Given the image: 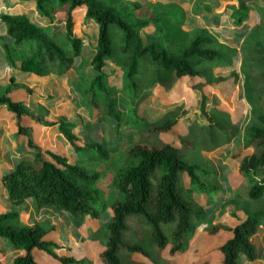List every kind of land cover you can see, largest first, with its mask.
<instances>
[{
  "label": "trees",
  "instance_id": "trees-1",
  "mask_svg": "<svg viewBox=\"0 0 264 264\" xmlns=\"http://www.w3.org/2000/svg\"><path fill=\"white\" fill-rule=\"evenodd\" d=\"M22 1L36 2L41 24L24 15L0 16L13 42L2 43L8 65L37 77L75 74V91L82 97L84 106L92 108V112L88 111L92 120L98 124L114 122L119 129L136 128L139 140L123 156L116 171L113 184L120 190L121 198L110 206L100 207L101 174L95 162L111 159L104 144L90 141L79 145L81 141L72 134L75 125L66 117L53 121L44 108L32 112L27 99L38 93L18 83L16 77H10L6 86H0V107L7 108L15 135L26 140L37 153L33 159H21L2 177L14 210L0 215V242H7L0 249V263L41 264L35 256V252H41L60 264H92L56 242L52 237L55 229L50 226L24 225L22 206L28 200L39 208L62 211L80 223L88 218L98 220L110 211V222L96 234L103 250L99 255L102 264H159L155 256L166 251L172 264L171 258L185 254L190 236L199 231L210 237L227 234L216 250L222 256L221 264H242V258L255 261L253 237L259 229L258 217L264 211L251 214L249 208L264 200V14L243 42L241 73L251 106L244 133L246 148L252 152L233 156L240 160L239 176L243 180L252 177L255 189L233 200V206L242 208L245 217L238 219L232 228L203 229L207 208L218 200L223 190L218 183V172L201 157V151L210 150V146L225 137L233 140L238 133L236 123H226L216 112L214 115L206 112L207 91L228 80L237 83L236 74L228 80L214 76V69L230 67L237 50L205 28L187 29V9L176 2ZM230 1L224 10L232 12V24L237 28H242L250 13L259 9V0ZM192 12L199 15L214 10L197 1ZM76 13H83L85 23L93 22L98 29L88 64L89 77L84 74L87 62L82 60L86 54L84 39L75 35ZM59 16L64 24L57 20ZM119 78H122V94L119 85L113 83L116 80L120 84ZM195 80L199 83L193 87L201 91V112L208 125L193 124L184 137H178L179 144L169 142L165 136L171 135L180 123L177 113H167L151 122L141 113V108L157 89L166 98L180 89L183 81ZM19 93L27 99H17ZM119 104L125 105L127 111L120 110ZM144 113L152 114L147 110ZM31 125L58 128L81 159L69 163L65 156L41 148L34 140ZM0 163H3L1 157ZM135 222L137 228L130 229L128 224ZM175 222L169 237L162 226ZM7 247L13 251L11 259L7 257ZM62 249L67 254L58 256L56 251ZM138 256L147 261L136 262ZM5 259L10 262L5 263Z\"/></svg>",
  "mask_w": 264,
  "mask_h": 264
},
{
  "label": "rangeland",
  "instance_id": "rangeland-1",
  "mask_svg": "<svg viewBox=\"0 0 264 264\" xmlns=\"http://www.w3.org/2000/svg\"><path fill=\"white\" fill-rule=\"evenodd\" d=\"M20 0L19 4L24 5ZM199 0H195L197 2ZM182 4H188V8L191 4L194 3V0H181ZM230 0H203L202 3L208 4L213 10L214 13H210V17H212V20L209 22L203 21L204 26L209 28L211 30V33L215 34L220 41L224 42L225 44H228L230 47L237 50L236 56L233 59L232 64L230 65V71L226 72L227 76H218L216 78H224L225 80H228L232 77L233 74H236L238 77L237 83H233V80H228L227 82H223L217 85H214L212 88H210L207 91V94H209V100L206 103V112L210 115H214L216 112L217 117L220 119H223V121H232L231 123H236L238 126V133L236 135V143L232 146L231 142L232 139L225 137L222 142L217 141V145L210 146V150L207 152L214 153L216 150H218V155L223 156V159L220 161H217V165L213 164L216 163L213 160L209 161L210 166H214L215 170L218 172V183L220 187L223 190V194L218 198L217 201L213 202L206 211V220L203 226V229L205 228H211V227H221L225 230H228L232 228L240 218L233 214H230L229 212H232L233 207V200L234 195L236 194H248L251 191H253L255 188H253V185L251 184L252 177H247L246 179H242L238 174V166H239V159H233V156L244 152L245 155L251 154L252 150L246 148L247 147V140L244 133V128L250 118L251 114V106L247 102L246 96H244V100L246 101L247 106L249 109L245 112V105L242 100H239L238 93H236V100L233 101L234 93L237 92V87L239 83V75L240 72L241 77L244 78L245 83V77L241 73V68L244 60V53H243V42L245 39H247L252 31L253 28H256L259 24L260 17L264 14V0H259V9L258 11L251 12L250 20H248L242 28H237L235 25L232 24V18H231V11L230 10H224V6L228 3H230ZM148 3V2H146ZM13 6V3L11 4ZM190 14V13H189ZM191 16V19H187L186 22V28H194L197 24V18L195 16ZM31 18L37 20V17L34 15H30ZM76 19V33L79 34L80 31V24H81V30L84 28L85 20L83 18V13H76L75 16ZM84 20V21H83ZM39 21V19H38ZM83 21V23H82ZM83 24V25H82ZM87 27V26H86ZM85 27V29H87ZM215 29L219 30V32L214 31ZM216 32V33H215ZM9 35V34H8ZM91 36H86L85 43L88 44V46L85 44V50L86 54H83L82 60L83 62H87V66L85 67L84 74L85 76H88L91 73V69L89 67V62L91 60V52L92 47L96 41L95 36L96 34L94 32L90 33ZM223 35V36H222ZM10 37V36H9ZM232 38V39H229ZM0 43L2 45L3 42ZM8 44H13V42H8ZM87 47V48H86ZM1 55L4 56V52L0 53V65H2V61L5 59L1 58ZM81 61V60H80ZM82 63V62H81ZM4 65V64H3ZM230 73V75H228ZM90 76V75H89ZM88 76V77H89ZM121 81L120 84L118 81L113 80L114 84L119 85V93L122 92V78H119ZM23 81L30 82L28 78H23ZM19 83V82H18ZM199 81H183L181 84V88L178 90H174L170 92L166 97V102L168 104L167 107V113H177V117L180 120V123L175 128V130L172 132V134L166 135V140L169 142H173L176 144H179L181 137H184L187 133L188 127L192 126L193 124L199 125L200 122L205 125L206 122L208 124L207 119L203 116L201 112V101H202V94L200 90H195L193 86L198 84ZM21 84V83H20ZM25 84V83H22ZM44 87V92H51L52 97H55L56 99L51 100L50 102H47L46 107L48 109H51V107H55V104L59 101L61 104L66 103H74L75 108H79L77 113L72 117L70 120L66 117V119L70 123L74 122H81L79 125L81 128L84 127L82 130L83 132H86L91 129L92 123H96L92 120L91 115L88 113L92 112L91 107H86L85 102H83L82 97L75 91V81L72 84L73 92H76L74 96H76L74 99H72V89L71 85H67L69 89H71V96H68L69 94H65V91L63 89H58L61 91L58 92L55 88L57 86V82L53 80L47 81V87L46 83ZM63 84V82H61ZM1 85V84H0ZM40 85V84H38ZM43 85V84H42ZM115 86V85H114ZM29 86V88L36 90L38 93L37 96H43L45 97L46 94H42V87L39 86ZM50 87V90L48 89ZM47 88V89H46ZM244 88V85H243ZM121 89V90H120ZM180 90V91H179ZM212 93L217 94L220 97V104L217 105L216 102H212ZM122 94V93H121ZM244 95H245V89H244ZM124 95H121V97ZM68 97V98H67ZM17 99L25 100L27 99L23 93H19L16 95ZM67 98V99H66ZM238 99V100H237ZM31 105L33 108H36L39 103L36 102L35 99H31ZM60 106V105H59ZM217 106V107H215ZM30 110L33 112L34 109L29 107ZM42 107L38 109L40 111ZM44 108V107H43ZM47 108V111H49ZM65 112L68 111L71 112V106L70 104L64 106ZM118 108L123 111H127V108L123 104H119ZM250 110V111H249ZM37 111V112H38ZM179 112V113H178ZM59 119L61 118V114H63L62 108L57 111ZM160 114H163L164 112H158ZM56 114V113H55ZM151 113L147 114L150 115ZM65 117V116H62ZM57 119V121H59ZM56 121V120H53ZM193 122V123H192ZM199 122V123H198ZM198 123V124H196ZM74 129L72 130V134L76 136L77 139H79L81 143H89V141H94L95 143L102 142L98 141L97 134L93 133L92 135L89 134H83L80 130V126L78 124H75ZM201 125V124H200ZM101 127H95L96 131L99 130L100 133L107 134L106 137L103 138L104 146L108 150L111 159L109 160H96L95 166L97 167V171L101 174V181L99 183V189H100V202L99 205L101 206H110V204L116 200H119L121 198V192L120 190L113 184L115 180L117 179V168L122 162L123 156L128 152V150L139 140V133L136 128H132L129 126H124L123 128L119 129L117 128V125L113 122L110 124H100ZM196 128V127H195ZM109 131L111 133L109 134ZM196 131V130H194ZM194 134V132H193ZM179 137V138H178ZM210 136H208L209 138ZM90 139V140H89ZM185 139V138H184ZM215 139V138H214ZM7 140L9 141V146L4 147L1 146L2 149V155L3 159L7 162L15 163L17 157H20L18 161H20L23 158H29L33 159L36 157V149L29 147L27 145V141L21 138H18L15 134L11 135V139L8 136ZM46 141H50V145L52 146V152L61 154L67 158L69 163H77L81 156L76 152L75 148L71 145L69 141L61 134L58 128H54L52 131H50V135L45 138ZM89 140V141H88ZM188 140V138H186ZM232 140V141H231ZM16 145V152H12V142ZM88 141V142H87ZM220 142V143H219ZM6 144L8 142H5ZM230 145V146H229ZM229 146V147H227ZM46 149V148H45ZM222 149V150H221ZM48 150V149H47ZM210 156V155H209ZM207 156V157H209ZM214 158L215 156H210ZM18 161L15 165H17ZM229 166V167H227ZM1 167V175H4L7 173L8 170ZM236 172V175L234 173ZM159 178V176H157ZM232 178V179H231ZM242 181V182H240ZM239 183L240 188L235 190L234 192L230 190L231 186L236 187ZM1 193V191H0ZM250 213H256L259 211H264V200L255 202L250 206ZM109 209V208H107ZM67 215V217L64 214H60L59 221L65 222L67 225L71 226V231H69L68 234H65L62 232V234H59V239L62 240L63 243L61 244L63 247H66L71 250L72 254L74 256H77L79 258H86L92 264H102L99 255L101 254L102 247L97 241L96 234L99 231V229L106 226L111 219V213L110 211H107L103 213L98 220H91L87 219L83 223H80L76 219L72 218L71 216ZM259 224L264 226V215H260L258 217ZM43 225L50 226L48 222L43 223ZM129 228L134 230L137 228V224L132 223L128 224ZM176 226V222L174 224L169 225H163L162 229L163 231L171 237L172 231ZM126 235V234H125ZM71 236V237H70ZM192 236V237H191ZM190 236L188 242H187V250L185 254L178 255L176 257L171 258L172 264H193L194 262H205L207 260L208 264H221L222 262V256L217 252L219 246H221L224 243V239L226 238L227 234L222 233L219 234V236L216 237H210L208 235H205L203 231L195 232ZM125 242H128L127 239H125ZM213 252V253H212ZM212 253V254H211ZM56 254L58 256H64L67 254V252L62 249L59 251H56ZM35 256L37 260L41 264H60L56 260L52 259L51 257L41 253V252H35ZM153 253V257H154ZM13 257V254L10 256V259ZM155 258L159 261V264H169L170 263V255L168 251L160 253L155 256ZM205 260V261H204ZM136 262L140 261H147L144 260L141 257L135 258ZM10 262V260H8Z\"/></svg>",
  "mask_w": 264,
  "mask_h": 264
},
{
  "label": "crops",
  "instance_id": "crops-1",
  "mask_svg": "<svg viewBox=\"0 0 264 264\" xmlns=\"http://www.w3.org/2000/svg\"><path fill=\"white\" fill-rule=\"evenodd\" d=\"M19 1L20 0H0V16H2V15L23 16L24 15V16H27L31 21L41 24V20H40L38 14H37L36 2L35 1H29V2L21 1L24 4V5H22V4H19L20 3ZM127 1L140 2L142 4H145L146 2H148V3H157V2H159V3H163V4H166V3H169V2H176V3H178L180 5H184L186 7V9H187V19H189V20L191 19L190 15L195 16L197 18L196 21H197V24L198 23L199 24L196 25L194 28H198V27L201 28L202 27V28L207 29L209 32H211V30H209V28L204 26V23H203L204 20L206 22H209L210 20H212V17H210L209 13L202 12L199 15H194L193 14L192 10H193V6L195 4V0H194V3L189 6V8H188V4H182L181 0H127ZM199 1L201 3L203 2V0H199ZM12 3H13V6H11ZM202 4H204V3H202ZM205 5H208V4H205ZM30 15L36 16L37 20L31 18ZM250 17H251V13H250V16H249V20H250ZM38 19H39V21H38ZM57 20L62 21V23L64 24V21L62 20V16H59ZM83 21H82V23H83ZM48 26H50V25H48ZM84 26L85 27L87 26L86 27L87 29H85V27H84L81 30V24H80L79 34H77L76 30H75V35L77 37L81 38V39H84L86 36H91L90 35L91 32H94L96 34V36H95L96 41H95V43H94V45L92 47V49H93L96 46V42H97V38H98V29H97L96 25L93 22H86L84 24ZM75 28H76V25H75ZM189 29H193V28H189ZM214 31L219 32V30H217V29H215ZM229 39H232V38H229ZM0 40H1V42H3V41L4 42H7V41L8 42H12L11 38L8 35L7 27L1 22H0ZM84 43H85V39H84ZM85 44H84V46H85ZM86 45L88 46V44H86ZM2 51L4 52V50L2 48V45L0 43V53H2ZM1 58H3V59L5 58L2 61V65H0V84H1L0 86H2V87L6 86L8 84L9 78L14 76V77L17 78V82H19L21 84L25 83L24 85H26L28 87L33 85V86H38V88H40L39 86H41L42 87V90H41L42 94L45 93L44 92V87H45L44 83H46V87H47V81H49V80H53V81L57 82V86H55V88L60 93L62 91L61 89H63L65 91H68V92H65L66 95L69 94L68 96H71V89H72V92L74 91L73 88H72V84L75 81V79L77 78V76H75V74H68L67 76H63V77H57V76H53V75H50V76H47V77H37V76H34L32 74H27V73L21 72V71H19V68H15V69L11 68L8 65L7 61H6L5 52H4V56L1 55ZM80 63H81V61H80ZM227 69H230V67H218V68L214 69V74H215L216 77L222 76V75L223 76H227L226 72L230 71V70H227ZM230 73H231V71H230ZM230 73L228 75H230ZM238 75H239V83H238V87H237L238 91L237 92L235 91L234 97H233V101L236 100L235 99L236 98V93H238V97H239L238 99L243 101V103L245 105V112H246L249 109V107L247 106L246 101L244 100V96H245L244 95V88H243L244 78L241 77L240 72L238 73ZM23 78H28V80H30V82L23 81ZM61 82H63V84H61ZM38 84H40V85H38ZM68 84L71 85V89H69L67 87ZM48 89L50 90V87ZM58 89H60L61 91L58 90ZM75 93L76 92H73L72 99H74L76 97V96H74ZM159 93H162L161 89H157L156 90V94L153 95L148 101H146L145 105L141 108V113H143L145 116H147V118L151 122L158 121L160 118H162L166 114L165 111H167L168 104L166 102L165 95L164 94L159 95ZM45 94H46L45 97L39 95V96L29 97L27 99V103L29 104V107H31V108H33V106L31 105V99H35L36 102L39 103V105H37L36 108H33L34 109L33 112H37L40 107L47 108L46 107L47 102H50L51 100H53V99L55 100L56 99L55 97H52L51 95H48V94H51V92H46ZM212 102H216V104L219 105L220 102H221L220 101V97L217 94L212 93ZM68 104H70V106H71V112L70 113L68 111L65 112V110H64L65 109L64 106H66ZM215 107H217V106H215ZM61 108H62L63 114H61L60 117L65 116V117L69 118V120L72 117H74V115L77 113V111L79 109V108H75L74 107V103L61 104L58 101L55 104V107H51V109L47 108L49 110V118L51 120H56L57 121V119H59L57 111L59 109H61ZM145 110H147L148 112H152L153 115L152 114L146 115L144 113ZM161 111L164 112V113L163 114L158 113V112H161ZM227 122L231 123L232 121L228 120V121H226V123ZM74 123L79 125V123H81V122L79 121L78 123L77 122H74ZM200 124L203 125L201 122H200ZM206 125H208L207 122L203 126H206ZM30 127L32 129V133H33V137H34L35 142L41 148H43V149L46 148L45 150L52 149V146L50 145V141L49 140L46 141L45 138L50 135V131H52L54 128H44V127H38V126H35V125H31ZM95 127H101V126L98 123H92L91 129L89 128V130H87L86 132L82 131L84 129V127L81 128V126H80V130L82 131L81 133H83V134L92 135L93 133H96L98 141H102L104 143L103 138L106 137L105 135H107V134L106 133L105 134L100 133L99 130L96 131ZM110 133H111V131H109V134ZM12 134L13 135L15 134V129L13 128V126L11 125V122L9 120L7 108L6 107H0V153H1V155H2L1 146H4V147L8 148L9 141L7 140V138L9 136L10 139H11V135ZM236 138L237 137H235L233 139V141L231 142L232 146L236 143ZM5 142H8V143L6 144ZM12 144H13L12 152H16V145H15L16 143H15V141H14V143L12 142ZM229 146H227V147H229ZM218 150H216V152H214V153H209V152H207V150H202L201 151V157L204 160H206L207 162H209L210 160H213L214 162L216 160L220 161V160L223 159V157L225 155L219 156L218 155ZM50 151H52V150H50ZM17 155L19 156V154H17ZM17 155H15L16 156L15 159H17V160L15 161V163H11V164L9 162L5 161L3 159V156H1V161L3 163H0V168L3 167L6 170H8L7 173L10 170L14 169L16 167V165H15L16 162L21 157V156L17 157ZM209 155L210 156L214 155L215 157L212 158ZM207 156H209V157H207ZM217 161H216V163H213V164L217 165ZM227 167H229V166H227ZM236 167H238V163H237ZM0 171H1V169H0ZM4 175H1V173H0V191H1V193H0V215L14 210V206L11 204V202H10V200L8 198V192H7V190L4 188V186L2 184V177ZM234 175H236V172L234 173ZM240 182H242V181H240ZM240 184L241 183H239L236 187H234L235 185L233 187L231 186L230 190H232L233 192L235 190L237 191V189L240 188ZM234 193H235L234 199L236 197H238V196H246V194L239 195V194H236V192H234ZM232 209H233L232 212H229L230 214H233V215H235V216H237L239 218L242 217V216H245V213H244L242 208L233 206ZM250 209L251 208H249V211H250ZM61 213L64 214L67 217V214H65L62 211H57V210H55V209H53L51 207L39 208L32 200H28L22 206L21 221H22V223L24 225H27V226L43 225V223L48 222L49 224H51L50 228L55 229V232L53 233V236H52L53 239L56 242L63 243L62 240L59 239L60 238L59 234L60 233L62 234V232H64L65 234H68L67 236H69L70 235L69 231H71V226L67 225L63 221H61V222L59 221V217H60ZM240 219H242V218H240ZM263 235H264V226L263 225H259L258 232L253 237V244L255 245V249H256V259H255V261L251 262V261H248L245 258H242V264H264ZM6 244H7V242H5L4 240H1L0 249H1V247H5ZM7 250H9V252H7V255H8L7 257H10V255L13 253V251L9 247H7ZM7 261L5 259V263Z\"/></svg>",
  "mask_w": 264,
  "mask_h": 264
}]
</instances>
